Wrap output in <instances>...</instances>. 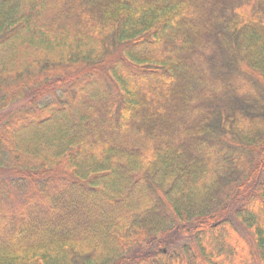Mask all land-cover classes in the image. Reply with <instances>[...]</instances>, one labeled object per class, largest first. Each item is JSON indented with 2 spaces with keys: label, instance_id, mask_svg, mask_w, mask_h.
Wrapping results in <instances>:
<instances>
[{
  "label": "trees",
  "instance_id": "obj_1",
  "mask_svg": "<svg viewBox=\"0 0 264 264\" xmlns=\"http://www.w3.org/2000/svg\"><path fill=\"white\" fill-rule=\"evenodd\" d=\"M0 264H264V0H0Z\"/></svg>",
  "mask_w": 264,
  "mask_h": 264
},
{
  "label": "rangeland",
  "instance_id": "obj_2",
  "mask_svg": "<svg viewBox=\"0 0 264 264\" xmlns=\"http://www.w3.org/2000/svg\"><path fill=\"white\" fill-rule=\"evenodd\" d=\"M25 105V102L20 101L15 103L14 105H11L5 112L6 116H11L12 114L16 113L17 110H20ZM242 233L246 234L242 229L238 228ZM173 237L171 240L174 241L176 247L178 248L179 245H182L183 243L188 241V238H184V235L180 234H173Z\"/></svg>",
  "mask_w": 264,
  "mask_h": 264
}]
</instances>
